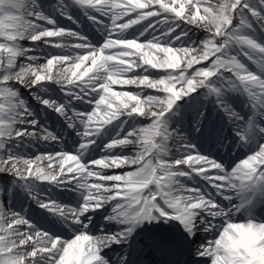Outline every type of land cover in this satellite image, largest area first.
<instances>
[{"label":"snow or ice","instance_id":"1","mask_svg":"<svg viewBox=\"0 0 264 264\" xmlns=\"http://www.w3.org/2000/svg\"><path fill=\"white\" fill-rule=\"evenodd\" d=\"M0 264H264V0H0Z\"/></svg>","mask_w":264,"mask_h":264},{"label":"bare ground","instance_id":"2","mask_svg":"<svg viewBox=\"0 0 264 264\" xmlns=\"http://www.w3.org/2000/svg\"><path fill=\"white\" fill-rule=\"evenodd\" d=\"M195 36H196V37H195L194 39H196L197 37H199V38H203L204 33H203V32H200V33L196 34ZM117 90H119V87L117 88ZM131 90H135V89L133 88V89H131Z\"/></svg>","mask_w":264,"mask_h":264},{"label":"rangeland","instance_id":"3","mask_svg":"<svg viewBox=\"0 0 264 264\" xmlns=\"http://www.w3.org/2000/svg\"><path fill=\"white\" fill-rule=\"evenodd\" d=\"M66 21H67V20H66ZM60 23H61V25H67V26H68L69 21H68V22H63V23H62V20H60ZM193 38H195V35L193 36ZM46 51L52 52V49H49V50H46ZM25 95H27L26 92H25Z\"/></svg>","mask_w":264,"mask_h":264}]
</instances>
